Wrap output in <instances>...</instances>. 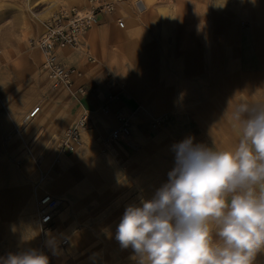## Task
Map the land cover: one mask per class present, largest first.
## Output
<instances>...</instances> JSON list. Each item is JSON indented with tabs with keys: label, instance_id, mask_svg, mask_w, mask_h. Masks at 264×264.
<instances>
[{
	"label": "crops",
	"instance_id": "obj_1",
	"mask_svg": "<svg viewBox=\"0 0 264 264\" xmlns=\"http://www.w3.org/2000/svg\"><path fill=\"white\" fill-rule=\"evenodd\" d=\"M14 1L0 5V125L5 127L0 135V264L9 254L33 250L41 240L40 229L30 220L41 189L66 201L53 230L43 237L67 241L53 264H137L133 250L117 241V225L127 206H139L168 182L175 167L174 145L192 137L194 144L231 148L239 139L232 110L242 102L264 101V19H250L231 38L221 21L214 23L217 32H204V18L195 37L178 43L186 46L172 55L171 67L178 69L168 73L149 55L151 44H145L147 34L138 24L134 27L129 18L128 26L124 22L119 27L121 17L102 16L84 36L94 61L71 48L60 49L61 61L81 75L69 89H52L40 69L42 54L28 40L42 32L44 16L60 1L26 0L29 7H41L29 17H23ZM175 8H160V18L173 20ZM163 10L173 17L164 20ZM131 29L135 32L130 38ZM123 56L132 61V70H125ZM78 87L85 92L78 93ZM109 95L118 98L107 102ZM105 104L108 112L101 110ZM35 106L36 116L25 123ZM119 109L131 118L129 140L105 149L102 140L115 127ZM80 110L88 117L81 141L55 163L54 152L44 147ZM162 115L167 121L151 128L152 119ZM19 124L18 134L5 135ZM41 153L43 162L37 165L34 158ZM40 171L53 173L43 185L35 178ZM260 261L264 252L255 264Z\"/></svg>",
	"mask_w": 264,
	"mask_h": 264
},
{
	"label": "clouds",
	"instance_id": "obj_2",
	"mask_svg": "<svg viewBox=\"0 0 264 264\" xmlns=\"http://www.w3.org/2000/svg\"><path fill=\"white\" fill-rule=\"evenodd\" d=\"M231 120L235 146L184 139L174 145L168 182L125 209L116 239L137 264H255L264 252V101L237 104ZM3 264L49 258L33 249L9 254Z\"/></svg>",
	"mask_w": 264,
	"mask_h": 264
},
{
	"label": "built area",
	"instance_id": "obj_3",
	"mask_svg": "<svg viewBox=\"0 0 264 264\" xmlns=\"http://www.w3.org/2000/svg\"><path fill=\"white\" fill-rule=\"evenodd\" d=\"M117 0H85L82 6L72 5L69 8H60L50 15L43 22V31L30 44L40 50L42 54V62L40 69L45 74L50 87L56 89L64 87L69 89L74 83V77L81 75L80 71L66 66L58 56V51L62 48H71L77 53L86 57L87 60L93 61L88 50L84 45V36L99 23L102 16L111 15L115 12ZM119 27L124 26L122 18H117ZM77 92L82 94L85 92L83 87H78ZM116 95H109L107 102L117 100ZM39 110V106L33 107L26 115V118L33 119ZM108 112L107 104L102 109ZM116 121L115 127L109 132L108 136L102 140L105 149L112 143H127L130 137L131 118L124 113L122 109L114 113ZM168 119L167 115H162L152 119L150 126L153 129L161 127ZM88 117L84 110H80L73 122L59 136L52 137L44 147L47 151L51 149L55 154L54 162L57 163L59 158L71 154L81 141V134L87 128ZM44 154L34 158L37 165L43 162ZM48 172L39 173L38 184L46 181ZM151 199V198H149ZM66 204L65 199L55 196L50 192L41 189L36 195V207L30 215V220L40 230L45 233L53 230L54 220ZM34 250L48 256L49 264H53L52 254L47 250L45 238L42 239ZM67 241L65 239L59 241L57 246L63 248Z\"/></svg>",
	"mask_w": 264,
	"mask_h": 264
},
{
	"label": "rangeland",
	"instance_id": "obj_4",
	"mask_svg": "<svg viewBox=\"0 0 264 264\" xmlns=\"http://www.w3.org/2000/svg\"><path fill=\"white\" fill-rule=\"evenodd\" d=\"M1 1L2 2L0 3V5H4L3 7H5L6 5H8L6 4V1H11V0H1ZM45 1L48 2V0ZM59 1H60L59 5H57L56 8L50 14L44 16L43 22L55 11H57L58 7L60 9V8H69L75 4L78 5L77 3H72L70 0H59ZM146 1L147 0H117L116 9L114 14H112V17L114 18V20L117 17H121L124 20L126 26H128L129 18L131 20L138 18L139 20L138 29L141 32H145L147 34V39H145L143 36L140 37H143V39L146 40L145 44L146 43L151 44L149 55L150 56L152 55L153 58L155 56V58H157L159 61L157 63L159 67H161L162 65L163 68L166 69V71L168 70L167 71L168 73H170V70L172 69H178L176 65L171 67L172 55L174 53H177L176 52L177 50H179V52L177 53L179 55L182 49H184L186 46V45L184 46L179 45L178 43H182V40L186 37H195V33L197 32L196 28H199V31H201L203 25L205 24V22L203 21L204 18H206L208 21L206 23L207 25H204L207 26V30L204 29L203 30L204 32H208L212 30L217 32L218 30L214 28L218 27L217 26L218 23H216V26H214V23L221 21L222 23H225L224 32L226 33L227 36H230L231 38L238 31L239 27L242 25H246L250 19L256 16L258 17V19L259 18L264 19V0H253V1L226 0V2H224V0H161L160 2H156V0H152L151 2H153V4L150 3V6L145 8L142 5H144L143 3H145ZM30 2L31 1L26 3V0L14 1L15 7L19 11H21L23 17H25L24 14H27L29 17L31 11L38 12L41 9V7L38 6L35 8L29 7ZM163 7L170 9L176 7L174 9L175 17L173 20L168 21L166 19L169 18H165L164 20L166 21H163L162 18H160L159 9ZM119 8L121 10H119ZM31 23H37V22L35 20L34 22ZM3 25L8 26L9 22L4 21ZM42 31H43V24H42ZM39 35L32 37L28 40L29 47L35 48L33 47V45L30 44V42L31 40L37 38ZM172 43L173 44L176 43V46L172 45ZM122 60L125 70L128 69L127 66H130V68L132 67V61L127 56H123ZM151 65L155 66L156 63L152 62ZM152 75H154V72ZM59 88H64V87H59ZM27 121L30 120L25 117L24 122L26 123ZM21 125L19 127H14L13 129H10L8 131H4L5 135L18 134L20 128L22 127ZM4 128H5L4 126L0 125V135L3 133L2 130ZM3 145H6V142H3ZM52 176L53 173L49 172L47 174L46 181L47 180L50 181ZM35 178L37 182L39 179V174L36 173ZM32 226L38 228L36 225H32ZM40 231L42 238L35 245V247L41 241H43L42 240L43 237H45V235L48 233V232L45 233L42 230ZM61 240L63 239H60L58 237L53 238L49 236H46L44 240L46 248L52 254L53 259L54 257L57 258V253H58L57 250H59L58 248H60L57 246V243ZM35 247L33 249H35ZM259 264H264V262L260 261Z\"/></svg>",
	"mask_w": 264,
	"mask_h": 264
},
{
	"label": "bare ground",
	"instance_id": "obj_5",
	"mask_svg": "<svg viewBox=\"0 0 264 264\" xmlns=\"http://www.w3.org/2000/svg\"><path fill=\"white\" fill-rule=\"evenodd\" d=\"M73 1V3H77L78 5H76V6H81V5H83L84 3H85V0H72ZM152 0H147L145 3H143L144 5H142L143 7H145V8H147L148 6H150V3H152L151 2ZM118 8V7H117ZM123 8V7H122ZM57 9H59V7L57 8ZM162 9V8H161ZM119 10H121L120 8H119ZM162 17L165 19V18H167V17H172V12L170 11V10H163V12H162ZM138 17V16H137ZM130 22H133V24H134V27L137 25V24H139V20H138V18L137 19H132V20H130ZM133 27V28H134ZM130 31V33L128 34V37H130L131 38V36L132 37H134V30L133 29H131V30H129ZM36 48V47H35ZM38 49V48H37ZM93 61H94V59H93Z\"/></svg>",
	"mask_w": 264,
	"mask_h": 264
}]
</instances>
